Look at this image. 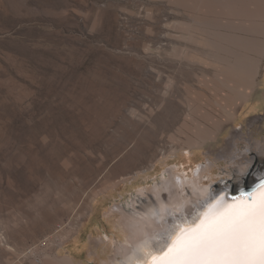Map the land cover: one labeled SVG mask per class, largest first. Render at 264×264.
<instances>
[{
    "label": "rangeland",
    "instance_id": "obj_1",
    "mask_svg": "<svg viewBox=\"0 0 264 264\" xmlns=\"http://www.w3.org/2000/svg\"><path fill=\"white\" fill-rule=\"evenodd\" d=\"M194 17L254 29L260 70L243 104ZM218 125L190 166L170 154ZM260 152L264 0H0V264H110L122 215L170 168L191 177L210 162L203 183L235 190L264 172Z\"/></svg>",
    "mask_w": 264,
    "mask_h": 264
},
{
    "label": "bare ground",
    "instance_id": "obj_2",
    "mask_svg": "<svg viewBox=\"0 0 264 264\" xmlns=\"http://www.w3.org/2000/svg\"><path fill=\"white\" fill-rule=\"evenodd\" d=\"M216 1L219 2L220 0ZM198 9L200 10V8ZM237 9L241 19H251L255 15V13L251 12V6L245 10L240 7H237ZM193 23L214 35V38L210 41V46L214 51V58L220 60L226 72L224 77H220V82L231 91H236L235 94L240 104H243L247 99V94L255 88L260 70V44L253 38L255 35L254 29L240 28L236 25L229 27L230 32L229 30L225 32L228 26L225 29L217 27L218 31L214 32L210 31L205 26V22L198 18L194 17ZM189 39L195 42L197 37L189 34ZM224 112L227 120L232 119L236 111L231 113L225 109ZM223 129L219 125L209 131L201 129L196 133L194 138L187 139L188 148H181L179 150L173 148L169 152L171 155L180 157L183 160L181 164L187 163L190 166L193 158L196 157V154L191 149L203 145L208 141H215L217 135ZM235 144L239 145L238 142ZM261 153L259 155L263 156ZM246 163L248 164L247 168H244L242 164L238 166L235 180L238 181L243 178L244 175H241V171L247 172L252 161L247 159ZM212 166L210 162L207 165H197L194 171L191 169V177H187L177 167H172L168 171L166 170L168 173L167 179L162 181L159 186L155 185L151 189L153 199L148 203L142 204L139 210L122 215L120 222L127 233L125 237L126 241L125 244L123 243V245L117 248L110 264H124L132 256V249L141 241V232L152 235L159 231L157 223L152 219V212L154 210H159L162 213L161 218L166 222L171 217L175 219L176 223H181L186 214L188 222H191L202 210L209 195L215 196L221 191V186L215 190L211 188L210 184L205 185L203 183L204 175L210 172ZM149 177L148 175L146 178ZM201 190L204 191L201 192ZM146 214L147 220L142 222L140 218ZM119 217H121V213H119ZM100 231H98L99 234ZM95 259H99V257ZM58 261L57 263L60 264L69 263L67 258Z\"/></svg>",
    "mask_w": 264,
    "mask_h": 264
},
{
    "label": "snow or ice",
    "instance_id": "obj_3",
    "mask_svg": "<svg viewBox=\"0 0 264 264\" xmlns=\"http://www.w3.org/2000/svg\"><path fill=\"white\" fill-rule=\"evenodd\" d=\"M258 179L253 193L234 196L229 204L223 195H209L191 222L187 214L181 223L171 217L166 222L154 210L159 231L141 232L124 264H264V176ZM140 219L145 222L147 214Z\"/></svg>",
    "mask_w": 264,
    "mask_h": 264
},
{
    "label": "water",
    "instance_id": "obj_4",
    "mask_svg": "<svg viewBox=\"0 0 264 264\" xmlns=\"http://www.w3.org/2000/svg\"><path fill=\"white\" fill-rule=\"evenodd\" d=\"M262 176H264V172L261 173L258 176V178L262 177ZM258 178L252 184L246 185L244 187H240V188L235 189V190L231 189V187L221 189V191L217 195H223L224 199H226V202H225L226 204L232 203V197H234V196H240L241 193H244L245 195H247L248 193H253L254 189H255V185L257 183H259Z\"/></svg>",
    "mask_w": 264,
    "mask_h": 264
}]
</instances>
